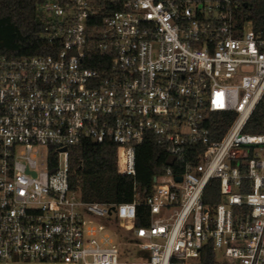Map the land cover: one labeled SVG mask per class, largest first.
<instances>
[{
	"label": "built area",
	"instance_id": "1",
	"mask_svg": "<svg viewBox=\"0 0 264 264\" xmlns=\"http://www.w3.org/2000/svg\"><path fill=\"white\" fill-rule=\"evenodd\" d=\"M239 4L38 2L52 52L0 55V264H201L205 249L212 264H264V134L245 131L264 99V35L237 24ZM150 133L167 157L147 198L71 187L72 146L110 141L135 176Z\"/></svg>",
	"mask_w": 264,
	"mask_h": 264
},
{
	"label": "trees",
	"instance_id": "2",
	"mask_svg": "<svg viewBox=\"0 0 264 264\" xmlns=\"http://www.w3.org/2000/svg\"><path fill=\"white\" fill-rule=\"evenodd\" d=\"M41 0H0V55L19 57L31 54H50L51 47L40 37L42 22L37 8ZM237 24L251 22L256 32L264 35V0H239ZM97 67V65H92ZM102 68L101 66H98ZM245 131L264 134V99L255 109ZM167 157L165 146L150 133L137 147L136 175H123L116 168V147L110 142L84 140L70 150V185L80 190L87 201L121 203L131 201L135 188L141 200L152 190L154 178ZM207 202L218 200V187L213 181L206 191ZM148 208L138 206V225L148 223ZM209 249L202 253L200 263L212 264Z\"/></svg>",
	"mask_w": 264,
	"mask_h": 264
},
{
	"label": "water",
	"instance_id": "3",
	"mask_svg": "<svg viewBox=\"0 0 264 264\" xmlns=\"http://www.w3.org/2000/svg\"><path fill=\"white\" fill-rule=\"evenodd\" d=\"M173 160H174V157L171 156V157H169V158L167 159V162H168V163H172ZM154 179H155V178H154ZM179 179H180V178H179Z\"/></svg>",
	"mask_w": 264,
	"mask_h": 264
},
{
	"label": "rangeland",
	"instance_id": "4",
	"mask_svg": "<svg viewBox=\"0 0 264 264\" xmlns=\"http://www.w3.org/2000/svg\"><path fill=\"white\" fill-rule=\"evenodd\" d=\"M246 132H249V131H246ZM249 133H251V132H249Z\"/></svg>",
	"mask_w": 264,
	"mask_h": 264
}]
</instances>
